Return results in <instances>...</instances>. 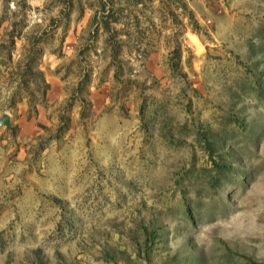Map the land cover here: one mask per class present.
Here are the masks:
<instances>
[{
  "label": "rangeland",
  "instance_id": "rangeland-1",
  "mask_svg": "<svg viewBox=\"0 0 264 264\" xmlns=\"http://www.w3.org/2000/svg\"><path fill=\"white\" fill-rule=\"evenodd\" d=\"M0 264H264V0H0Z\"/></svg>",
  "mask_w": 264,
  "mask_h": 264
},
{
  "label": "water",
  "instance_id": "water-1",
  "mask_svg": "<svg viewBox=\"0 0 264 264\" xmlns=\"http://www.w3.org/2000/svg\"><path fill=\"white\" fill-rule=\"evenodd\" d=\"M9 119H10V116L9 114L7 113H4L1 118H0V126H6L8 127L9 126Z\"/></svg>",
  "mask_w": 264,
  "mask_h": 264
}]
</instances>
